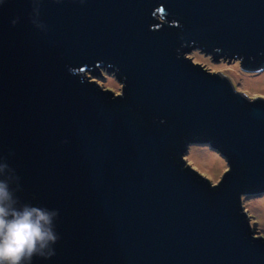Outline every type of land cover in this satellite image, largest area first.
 I'll use <instances>...</instances> for the list:
<instances>
[{
    "label": "water",
    "instance_id": "95a60500",
    "mask_svg": "<svg viewBox=\"0 0 264 264\" xmlns=\"http://www.w3.org/2000/svg\"><path fill=\"white\" fill-rule=\"evenodd\" d=\"M194 49L262 68L264 0H0V181L57 237L31 264H264L241 201L264 194V99ZM191 144L226 160L216 184Z\"/></svg>",
    "mask_w": 264,
    "mask_h": 264
},
{
    "label": "rangeland",
    "instance_id": "374dc122",
    "mask_svg": "<svg viewBox=\"0 0 264 264\" xmlns=\"http://www.w3.org/2000/svg\"><path fill=\"white\" fill-rule=\"evenodd\" d=\"M187 54H190L193 59L200 60V65L206 68L208 72L227 77L234 85L236 91L245 93L249 99L256 97L264 99V87L261 89L251 88L249 81V79L260 78L262 73H264V66L255 71H245L240 67L238 59L224 58L222 56L214 57L198 49L191 50ZM100 71L102 78H97L95 81L103 88L109 89L114 95H120L121 83L111 74H107L103 70ZM211 155L217 161L213 166H209ZM183 158L186 164L188 163L197 173L206 176L211 184H216L217 180L221 178L222 172L228 170L226 160L206 145L191 144ZM241 201L243 211L250 220L252 231L255 232V235L264 237V194L253 197L243 196Z\"/></svg>",
    "mask_w": 264,
    "mask_h": 264
},
{
    "label": "clouds",
    "instance_id": "9594fccd",
    "mask_svg": "<svg viewBox=\"0 0 264 264\" xmlns=\"http://www.w3.org/2000/svg\"><path fill=\"white\" fill-rule=\"evenodd\" d=\"M16 203L8 182L0 181V264H31L33 256L47 258L57 239L51 226L53 213L18 208Z\"/></svg>",
    "mask_w": 264,
    "mask_h": 264
},
{
    "label": "bare ground",
    "instance_id": "6f19581e",
    "mask_svg": "<svg viewBox=\"0 0 264 264\" xmlns=\"http://www.w3.org/2000/svg\"><path fill=\"white\" fill-rule=\"evenodd\" d=\"M205 53V52H204ZM219 57V56H218ZM249 81H250V86H251V88H259V89H261V88H263L264 87V73H262V76L260 77V78H258V79H249ZM254 84H256V85H254ZM252 85H254V86H252ZM253 90H255V89H253ZM210 161H209V166H213V165H215L216 164V158L215 157H212V155L210 156V159H209Z\"/></svg>",
    "mask_w": 264,
    "mask_h": 264
},
{
    "label": "flooded vegetation",
    "instance_id": "af4514ba",
    "mask_svg": "<svg viewBox=\"0 0 264 264\" xmlns=\"http://www.w3.org/2000/svg\"><path fill=\"white\" fill-rule=\"evenodd\" d=\"M104 71V70H103ZM113 77H114V75L113 74H111ZM250 197H253V196H250Z\"/></svg>",
    "mask_w": 264,
    "mask_h": 264
},
{
    "label": "trees",
    "instance_id": "16d2710c",
    "mask_svg": "<svg viewBox=\"0 0 264 264\" xmlns=\"http://www.w3.org/2000/svg\"><path fill=\"white\" fill-rule=\"evenodd\" d=\"M214 57H216L214 54H213Z\"/></svg>",
    "mask_w": 264,
    "mask_h": 264
}]
</instances>
